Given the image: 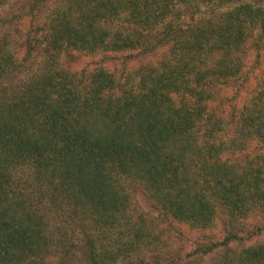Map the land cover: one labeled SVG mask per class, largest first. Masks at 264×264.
<instances>
[{
    "label": "trees",
    "instance_id": "1",
    "mask_svg": "<svg viewBox=\"0 0 264 264\" xmlns=\"http://www.w3.org/2000/svg\"><path fill=\"white\" fill-rule=\"evenodd\" d=\"M202 5L214 15L179 21L181 8ZM27 34L24 53L38 64L15 84L3 80L21 64L0 37V264L70 261L77 245L51 228L50 206L77 224L89 264L141 249L150 234L128 180L190 228L213 226L218 207L264 214V153L236 157L242 145L264 147V72L233 116L214 107L220 86L244 73L248 48L264 51V0H61ZM160 46L157 62L123 80L62 62L67 51ZM233 238L214 264H264V245L236 252Z\"/></svg>",
    "mask_w": 264,
    "mask_h": 264
},
{
    "label": "rangeland",
    "instance_id": "2",
    "mask_svg": "<svg viewBox=\"0 0 264 264\" xmlns=\"http://www.w3.org/2000/svg\"><path fill=\"white\" fill-rule=\"evenodd\" d=\"M35 1L3 0L0 4V18L9 20L12 17L10 22L0 24V37L6 36L7 51H10L15 60L21 64L19 70L9 74L3 82L18 83L16 81L20 80L24 74L28 75L36 68L38 59L34 61L25 55L23 41L29 30L32 31L37 16L42 18L50 15L52 9L61 4V0ZM194 12L195 18L214 15L212 9L206 5H202L199 10L191 7L181 8L179 21H188ZM248 49L247 65L241 77L235 82L220 86V94L214 102L217 114L225 117L233 116L238 106L248 97V91L254 82L263 75L264 51L251 47ZM164 50L165 48L160 46L145 55L119 51L102 52L97 56H86L79 52L69 53L67 51L62 54V62L73 70L84 68L94 70L103 67L117 76L120 75V80H123L125 74L132 68L157 62ZM233 130L231 126L229 133H233ZM242 147L241 151L236 153V157H240L243 151L249 154L264 153V147L257 143L250 146L242 145ZM126 185L132 197L133 214L144 223L146 222L150 236L141 249L128 257H121L107 264H214L225 251V244L220 242L230 235L234 238L228 240L227 243L236 252H240L243 247L264 245V214L259 211L254 210L247 217L232 216L224 207H218L213 226L205 229L190 228L160 216L141 184L128 180ZM50 208L51 228L59 229L77 245L73 248L76 254L66 264H89L85 256V242H83L77 224L72 221L67 211L52 208V206ZM47 264H60L56 253L51 255Z\"/></svg>",
    "mask_w": 264,
    "mask_h": 264
}]
</instances>
